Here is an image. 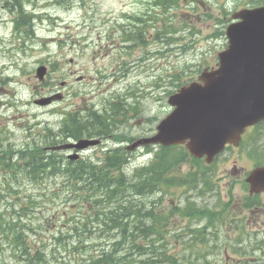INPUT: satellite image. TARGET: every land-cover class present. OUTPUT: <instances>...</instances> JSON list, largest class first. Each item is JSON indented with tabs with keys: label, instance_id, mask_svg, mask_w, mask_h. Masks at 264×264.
<instances>
[{
	"label": "rangeland",
	"instance_id": "1",
	"mask_svg": "<svg viewBox=\"0 0 264 264\" xmlns=\"http://www.w3.org/2000/svg\"><path fill=\"white\" fill-rule=\"evenodd\" d=\"M157 1L0 0V194L4 197L0 213L4 221L21 223L28 246L41 249L47 264H88L105 251L137 264L155 259L158 253L163 260L154 261L157 264H264V250H258L264 248V194L250 197L245 183L252 151H263L264 157V125L249 134L251 140L245 138L241 147L227 150L210 166L190 157L179 166L176 174L184 176L192 171L189 162L198 165L196 171H204L213 185L199 178L194 188L176 185L166 188L168 194L157 191L143 197L128 191L108 198L101 192L89 194L73 181L79 196L66 183V175L46 177L39 184L6 166L17 157L9 151L50 145L70 112L85 116L95 110L111 134L82 152L79 161L68 162L63 157L68 159L72 152H59L64 166H77L80 161L103 165L107 152L153 134L157 123L172 111L168 97L176 86L217 66L218 54L227 46L225 30L233 12L254 5L253 0H176L166 7L164 1ZM149 12H154L160 31L167 26L170 40L156 45L142 44L143 37L125 42L133 26L150 37L152 30L133 24L148 20ZM146 53L155 55L136 58ZM40 65L49 69L44 83L36 76ZM57 92L64 94L61 101L35 104ZM159 152L160 148H141L130 153L124 173L133 180L135 172ZM58 191L60 198L52 196ZM131 196L156 212L155 234L146 240L154 243L145 248L147 255L139 248L129 251L130 241L113 248L124 234L112 227L107 216L112 217L120 204L126 206L118 198ZM29 197L38 205L20 216V204ZM189 201L198 211L192 217L180 212ZM160 213L164 221H159ZM133 216L124 219L127 231L145 235L136 231ZM141 223L146 227L151 220ZM12 247L11 238L0 234V264L9 263ZM231 247L238 253L226 250Z\"/></svg>",
	"mask_w": 264,
	"mask_h": 264
},
{
	"label": "water",
	"instance_id": "2",
	"mask_svg": "<svg viewBox=\"0 0 264 264\" xmlns=\"http://www.w3.org/2000/svg\"><path fill=\"white\" fill-rule=\"evenodd\" d=\"M239 22L228 26L229 40L219 53L217 69L204 70L198 80L172 95L168 103L174 108L157 126V133L135 142L140 145H184L195 157L213 162L226 144H237L241 134L264 119V6L235 15ZM40 67L37 76L43 80ZM57 95L36 103L42 106L60 99ZM99 143L80 140L51 150H83ZM77 159L78 155L71 157ZM248 182L251 193L264 191V167L253 171Z\"/></svg>",
	"mask_w": 264,
	"mask_h": 264
},
{
	"label": "trees",
	"instance_id": "3",
	"mask_svg": "<svg viewBox=\"0 0 264 264\" xmlns=\"http://www.w3.org/2000/svg\"><path fill=\"white\" fill-rule=\"evenodd\" d=\"M177 86L180 87V85ZM101 117V114L99 115L95 110H89L88 114L85 116H81L79 113L70 112L67 114L62 132L58 137H54L53 142L49 143L50 145L48 146H52V143H55V145L63 143L69 138L74 140H79L82 137L107 138L111 132L108 125L104 121H99ZM99 127H102L103 129L99 130ZM9 152L12 154V157H17L16 161H11L6 165L7 167L11 169L16 168L17 173L22 172L25 176H28L31 181L39 184H42L46 177H52L57 174L66 175V183L72 187L73 192L77 193L79 196L78 186L73 181L78 182V184H80L81 187H83L89 194L93 191V194L99 195V192H101L103 194L101 197L108 198H110V195L112 194H116L117 196L125 194L128 191L137 196H145L146 194L156 193L158 190H162L163 192L164 188H170L173 181L177 180L187 181L189 178H192L196 182V180L200 178L201 180L203 179L204 181H208V176L205 175L204 171H196L195 175H189L188 177L173 176L172 171L174 169H178V166H180L186 158L189 157V154L186 152L184 147H161L160 152L156 154L155 158L146 166L138 169L133 176V180L130 181L127 180V175L124 173L128 154L124 148H115L114 150L107 152L103 160V165L91 164L88 161H80L77 166H64L63 159H61V156H59L58 153L46 151L40 146L33 148L26 147L23 150ZM116 171L119 173L118 175H115ZM201 176H203V178ZM191 185H193L192 181ZM59 189L61 190V188H57L55 191ZM14 193L16 196L19 194V192ZM61 194L62 191H58L57 193L52 194V196L60 198ZM2 196L0 194V201L4 198ZM30 197L27 202L20 204V208L22 209L20 216H25L26 210L29 207L36 209L38 201ZM120 201H124L126 206L120 204L118 207H115V210L112 211V217L107 216L110 213H106L107 220L113 228L123 230L122 233L124 235L123 238H121L122 241L125 240L123 243L130 241L131 247L129 251H136V248H139L145 252V255H147L145 250L146 246L143 245L144 241H142V238L148 240L152 237V234H155L154 229L156 227L153 221V219L156 218V215L153 216L155 209L147 207V204L136 199L134 196L129 198H118V202ZM148 208H150V210H148ZM131 215H134L133 217L136 218L137 221L138 219L139 221L148 218L152 219L151 224L146 227L142 226V221L138 222L135 227V229H138L136 231H141V233L145 235L138 236L137 234L127 231L124 219H126L125 217ZM161 219H163L162 216L160 217V220ZM71 220L73 221L74 217H71ZM23 228L24 227L20 222L4 221V214L0 213V234L7 240L11 238L13 244L10 253L11 257L9 258L15 260L13 264H47V260L43 255L44 253H42L39 249L34 250V257L31 255V247L29 248L26 237L22 234ZM149 231L151 232L148 233ZM122 241L113 244V248L118 250V247L123 244ZM21 245H23V247L25 246V248L23 250H18ZM154 257L155 259H148L145 263V259L138 263L157 264L154 263V261L158 262L163 260L162 253L155 254ZM121 260V258H116L108 251H105L97 258H90L88 264H137L130 261L122 262Z\"/></svg>",
	"mask_w": 264,
	"mask_h": 264
},
{
	"label": "bare ground",
	"instance_id": "4",
	"mask_svg": "<svg viewBox=\"0 0 264 264\" xmlns=\"http://www.w3.org/2000/svg\"><path fill=\"white\" fill-rule=\"evenodd\" d=\"M14 105V104H13ZM61 159H63L62 157H61ZM11 160V159H10ZM39 164V163H38ZM187 202V201H186ZM186 204V203H185ZM110 230V229H109ZM123 241H125V240H123ZM123 241H122V243H123ZM121 246V245H120ZM116 252V251H115Z\"/></svg>",
	"mask_w": 264,
	"mask_h": 264
},
{
	"label": "flooded vegetation",
	"instance_id": "5",
	"mask_svg": "<svg viewBox=\"0 0 264 264\" xmlns=\"http://www.w3.org/2000/svg\"><path fill=\"white\" fill-rule=\"evenodd\" d=\"M254 167H255V166H254ZM254 167H253V168H254Z\"/></svg>",
	"mask_w": 264,
	"mask_h": 264
}]
</instances>
